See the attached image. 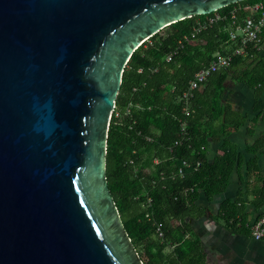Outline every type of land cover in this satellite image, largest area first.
<instances>
[{
	"label": "water",
	"instance_id": "water-1",
	"mask_svg": "<svg viewBox=\"0 0 264 264\" xmlns=\"http://www.w3.org/2000/svg\"><path fill=\"white\" fill-rule=\"evenodd\" d=\"M246 0H0V264H143L107 180L133 51Z\"/></svg>",
	"mask_w": 264,
	"mask_h": 264
},
{
	"label": "trees",
	"instance_id": "trees-1",
	"mask_svg": "<svg viewBox=\"0 0 264 264\" xmlns=\"http://www.w3.org/2000/svg\"><path fill=\"white\" fill-rule=\"evenodd\" d=\"M259 2L264 0H246L171 23L136 48L124 67L108 133L107 180L143 264H205L201 240L189 220L207 216L202 202L225 192L244 161L228 135L247 118L225 96L226 82L246 83L255 92V111L263 108L259 100L264 87V34L263 51L249 48L194 91L188 103L190 116L182 115L179 97L194 73L216 54L236 48L231 32L243 22L247 8ZM169 53L173 55L166 60ZM182 121L187 124L185 138L180 133ZM262 145L259 141L249 147L252 156L245 162L246 178L258 172L254 183H261L247 193L259 197L264 188L257 165ZM210 146L219 153L210 157ZM242 204V194L234 202L224 201L217 218L228 232L249 236Z\"/></svg>",
	"mask_w": 264,
	"mask_h": 264
},
{
	"label": "crops",
	"instance_id": "crops-1",
	"mask_svg": "<svg viewBox=\"0 0 264 264\" xmlns=\"http://www.w3.org/2000/svg\"><path fill=\"white\" fill-rule=\"evenodd\" d=\"M248 60V64L252 63ZM254 89L246 83L235 80L226 82V93L233 102L234 109H239L241 114L247 118L244 126L228 135V140L234 144L238 153L243 155V163L240 165L239 172L234 171L230 177L229 184L225 192L215 195L212 200L202 202L207 216L197 220H189L194 232L199 236L203 247L205 248V264H264V241H254L250 235L243 236L232 234L226 230L222 220L217 218L220 205L224 201L234 202L242 194L243 199V217L246 220V227L253 223L261 214L264 213V188L262 196H256L253 192H248L254 186H260V182L254 183V172L250 178H246L245 162L251 158L247 149L255 143L262 141V148L259 150L257 165L264 180V87L262 96L259 100L263 104L260 111H255L256 99ZM256 119V120H255ZM256 121V125L252 124ZM253 126V132L250 133V127ZM215 146L208 148V154L213 157L218 152ZM246 180L248 183L246 185ZM261 203L255 205L254 201ZM205 222V232L199 233L195 228V222Z\"/></svg>",
	"mask_w": 264,
	"mask_h": 264
},
{
	"label": "built area",
	"instance_id": "built-area-1",
	"mask_svg": "<svg viewBox=\"0 0 264 264\" xmlns=\"http://www.w3.org/2000/svg\"><path fill=\"white\" fill-rule=\"evenodd\" d=\"M248 14L243 22L237 25L236 29L231 32L230 40L236 43V48L226 54H216L214 59L207 67L201 68L194 73L191 80L188 82L186 90H184L179 101L182 103V115L188 117L191 111L188 107L190 99L197 88L203 84L207 77L215 72L225 70L231 65L233 60L240 56H245L249 48L263 51V34H264V3L259 2L247 8ZM216 19H220L216 16ZM173 53L166 56V60H170ZM187 124L185 121L180 122V133L185 138L187 137ZM182 140L176 141L175 146L181 144ZM185 166V164H184ZM181 173V170L178 171ZM250 237L257 242L264 241V213L260 215L253 223L248 226ZM158 235L161 236L159 228Z\"/></svg>",
	"mask_w": 264,
	"mask_h": 264
},
{
	"label": "rangeland",
	"instance_id": "rangeland-1",
	"mask_svg": "<svg viewBox=\"0 0 264 264\" xmlns=\"http://www.w3.org/2000/svg\"><path fill=\"white\" fill-rule=\"evenodd\" d=\"M194 226H195V228H197V230L199 229L198 231L200 234L205 232V222L204 221H199V223L195 222ZM202 247H203V245H202ZM203 250H205L204 247H203Z\"/></svg>",
	"mask_w": 264,
	"mask_h": 264
},
{
	"label": "flooded vegetation",
	"instance_id": "flooded-vegetation-1",
	"mask_svg": "<svg viewBox=\"0 0 264 264\" xmlns=\"http://www.w3.org/2000/svg\"><path fill=\"white\" fill-rule=\"evenodd\" d=\"M202 244V243H201ZM203 248V247H202Z\"/></svg>",
	"mask_w": 264,
	"mask_h": 264
}]
</instances>
